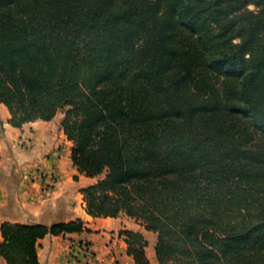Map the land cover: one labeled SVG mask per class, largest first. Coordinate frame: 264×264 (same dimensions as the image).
Masks as SVG:
<instances>
[{
	"label": "trees",
	"instance_id": "trees-1",
	"mask_svg": "<svg viewBox=\"0 0 264 264\" xmlns=\"http://www.w3.org/2000/svg\"><path fill=\"white\" fill-rule=\"evenodd\" d=\"M0 105L17 129L64 114L73 166L104 176L87 214L156 234L158 264H264V0H0ZM83 232L4 223L0 260Z\"/></svg>",
	"mask_w": 264,
	"mask_h": 264
},
{
	"label": "crops",
	"instance_id": "crops-1",
	"mask_svg": "<svg viewBox=\"0 0 264 264\" xmlns=\"http://www.w3.org/2000/svg\"><path fill=\"white\" fill-rule=\"evenodd\" d=\"M10 118L8 109L0 105V226H52L80 219L88 232L49 235L38 241L39 264H96L108 253L113 256H108L105 264H110L111 258L120 264H135L127 254L122 232H140L146 239L148 232L130 229L129 220H134L125 215L105 219L87 214L80 191L97 179L80 175L72 165L73 143L64 134L63 118L58 114L50 122L37 121L20 129L9 124ZM86 245L88 254L82 251Z\"/></svg>",
	"mask_w": 264,
	"mask_h": 264
},
{
	"label": "rangeland",
	"instance_id": "rangeland-1",
	"mask_svg": "<svg viewBox=\"0 0 264 264\" xmlns=\"http://www.w3.org/2000/svg\"><path fill=\"white\" fill-rule=\"evenodd\" d=\"M250 9L251 10H254V7L253 6H250ZM59 117H61V118H63L64 119V114L63 113H59ZM73 165V164H72ZM49 175H47V177H48ZM54 175H52V183H54L55 182V180H54V177H53ZM104 178V176H101V177H99V178H96L97 179V182L99 181V180H101V179H103ZM75 180H79V177H75ZM57 181V180H56ZM96 182V183H97ZM95 184V183H94ZM50 188V187H49ZM52 188L54 189L55 187L54 186H52ZM81 192V191H80ZM83 201H84V196H83ZM85 203V202H84ZM80 220V219H79ZM76 221H78V220H76ZM82 221V220H81ZM128 227H130V229H132V230H140V231H142V230H144V228L139 224V223H137L135 220L134 221H130L129 220V223H128ZM145 231V230H144ZM146 236H147V241H148V245H149V248L147 249V257H148V259L150 260V262H151V264H158V262H157V259H156V257H155V245H156V243H157V235L156 234H154V233H148V234H146ZM118 248V251L120 252L121 251V248H120V245L117 247ZM97 256V255H96ZM108 256H110V257H112L113 255L110 253V255H109V253L108 254H104V255H102V258L104 259V260H102V259H99L97 262H96V264H105V260L108 258ZM109 263L110 264H120V262L118 261V262H115L112 258H111V260H109ZM0 264H3V261L2 260H0ZM5 264V263H4ZM86 264H90V263H86ZM124 264H129L128 263V261L127 262H124Z\"/></svg>",
	"mask_w": 264,
	"mask_h": 264
},
{
	"label": "built area",
	"instance_id": "built-area-1",
	"mask_svg": "<svg viewBox=\"0 0 264 264\" xmlns=\"http://www.w3.org/2000/svg\"><path fill=\"white\" fill-rule=\"evenodd\" d=\"M51 181H52V178H51ZM83 253L84 254H88L89 253V248H88V246L86 245V246H84V248H83Z\"/></svg>",
	"mask_w": 264,
	"mask_h": 264
}]
</instances>
